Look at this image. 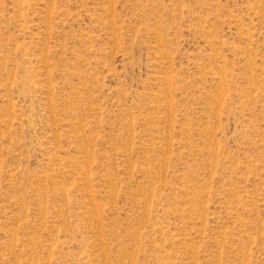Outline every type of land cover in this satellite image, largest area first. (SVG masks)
I'll use <instances>...</instances> for the list:
<instances>
[{"label": "rangeland", "instance_id": "obj_1", "mask_svg": "<svg viewBox=\"0 0 264 264\" xmlns=\"http://www.w3.org/2000/svg\"><path fill=\"white\" fill-rule=\"evenodd\" d=\"M0 264H264V0H0Z\"/></svg>", "mask_w": 264, "mask_h": 264}]
</instances>
